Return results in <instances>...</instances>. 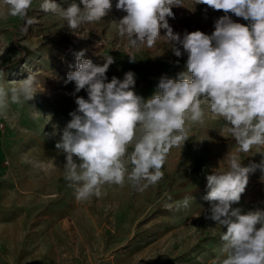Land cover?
Segmentation results:
<instances>
[{"label": "rangeland", "instance_id": "374dc122", "mask_svg": "<svg viewBox=\"0 0 264 264\" xmlns=\"http://www.w3.org/2000/svg\"><path fill=\"white\" fill-rule=\"evenodd\" d=\"M53 2L66 8L73 0ZM42 3L34 0L31 25L15 17L0 20V85L11 88L28 75L40 84L33 100L10 103L0 115V264H214L222 259L224 229L205 218L209 204L203 199L209 191L206 176L227 170V154L237 147L222 120L206 116L205 126H194L183 148L170 151L158 184L142 193L129 185H106L104 195L88 201H78L64 179L65 158L55 149L59 137H47L71 119L77 97L87 99L86 90L75 93L74 82L65 84L82 50V58L94 63L102 64L105 55L114 58L108 82L132 71L133 90L145 101L162 76L175 80L186 71L187 54L176 57L163 40L152 49L129 50L116 32L115 22L126 15L116 9L117 0L100 21L75 30L42 11ZM185 6L173 8L175 18L168 20L181 35L185 30L211 34L214 21L224 15L192 0ZM129 54L135 62H129ZM239 155L245 165L261 159L255 148ZM185 197L192 198L189 206H178ZM233 207L264 211L259 171Z\"/></svg>", "mask_w": 264, "mask_h": 264}, {"label": "clouds", "instance_id": "9594fccd", "mask_svg": "<svg viewBox=\"0 0 264 264\" xmlns=\"http://www.w3.org/2000/svg\"><path fill=\"white\" fill-rule=\"evenodd\" d=\"M192 2L223 11L211 34L174 32L168 20L175 18L173 8H187L185 0H117L116 9L126 15L115 22L116 32L126 40L127 48L152 49L163 40L176 57L187 54L186 71L175 80L162 76L157 91L145 101L133 90L132 71L122 80L113 76L108 82L106 73L114 58L105 55L98 64L83 59L82 50L65 84L74 82L75 93L86 90L87 99L77 97L71 119L62 129L54 126L47 137H59L55 149L65 158L64 179L78 201H88L104 195L106 185H129L142 193L158 184L170 151L183 148L192 128L205 126L206 116L222 120L223 131L237 147L227 154V170L206 176L209 191L203 199L209 208L204 210L205 218L224 229L220 236L223 258L214 264H264V211L243 212L233 207L251 175L259 171L264 181V0ZM33 3L0 0V20L15 17L31 25L34 19L28 12ZM40 8L66 20L68 28L75 30L105 17L112 0H73L66 8L43 0ZM128 57L129 62L136 61L135 55ZM39 87L35 75L11 88L0 85V115L10 103L23 105L33 100ZM253 148L261 159L245 165L239 154ZM190 199L185 197L178 206L187 208Z\"/></svg>", "mask_w": 264, "mask_h": 264}]
</instances>
